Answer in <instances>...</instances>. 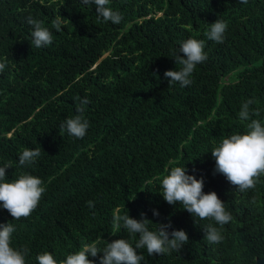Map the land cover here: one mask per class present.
Listing matches in <instances>:
<instances>
[{"label":"trees","instance_id":"1","mask_svg":"<svg viewBox=\"0 0 264 264\" xmlns=\"http://www.w3.org/2000/svg\"><path fill=\"white\" fill-rule=\"evenodd\" d=\"M119 24L97 18L81 0H0V167L6 181L28 173L46 191L28 218L13 220L0 206V224L12 223L11 246L27 248L26 264L51 253L58 261L95 243L138 234L114 224L115 215L171 222L189 241L181 251L143 255L140 264H255L264 259V176L241 192L215 173L211 155L222 139L245 134L252 119L264 124V0H110ZM52 32L53 42L31 44L27 17ZM62 17L61 30L53 20ZM217 19L227 24L223 43L207 38ZM189 38L204 41L206 61L192 83L169 87L167 70H179L173 53ZM87 98L83 113L79 100ZM249 120L239 117L247 100ZM259 115H256V113ZM89 123L83 139L61 131L67 118ZM41 149L21 166L25 149ZM203 177L205 193L216 192L232 220L220 226L169 205L161 181L172 167ZM88 201L94 203L89 208ZM153 210L159 216L153 215ZM217 227L219 243L204 239ZM172 229H169L171 231ZM99 253L95 259L99 264Z\"/></svg>","mask_w":264,"mask_h":264},{"label":"clouds","instance_id":"2","mask_svg":"<svg viewBox=\"0 0 264 264\" xmlns=\"http://www.w3.org/2000/svg\"><path fill=\"white\" fill-rule=\"evenodd\" d=\"M110 0H81L84 5H94L98 19L104 22L119 24L122 16L108 7ZM241 4H246L248 0H239ZM27 24L31 26V44L36 48H41L53 42L52 32L42 26L39 20L27 17ZM62 17L53 20V27L56 31L61 30ZM227 24L223 20L217 19L210 24L206 32L207 38L216 43H223ZM174 60L181 67L179 70H167L164 73L165 79L169 82V87L179 83L182 87H187L192 83V76L196 66L207 59L204 51V41L189 38L182 41L179 48L173 53ZM6 67L5 62H0V73ZM79 100L77 111L83 113L84 105L89 103L85 97ZM253 100L249 99L242 104L239 117L243 121H248L249 105ZM256 115H259L257 112ZM89 123L81 115L67 118L60 125V130L67 131L69 136L76 139H83L87 133ZM248 131L245 134H233L222 139L218 146L214 147L211 155L215 160V173L225 176L227 181L241 192L252 189L256 186L259 178L264 176V124L261 121L252 119L247 124ZM41 149L25 148L19 155L21 166L31 165L40 156ZM10 165L0 167V206L7 210L13 220L28 218L38 207L39 202L45 193L43 181L34 175L22 173L17 179L6 181V169ZM161 192L164 201L169 205H181L193 217L201 220L210 219L221 227L232 220L231 214L226 211L225 203L221 201L216 192L205 193L204 179H197L194 175L187 174L185 167H172L168 174L164 175L161 181ZM89 208L94 207L92 201H88ZM154 216H159V212L153 210ZM123 222V229L129 234H138L139 239L133 247L126 239H117L107 242L101 250L95 243L85 244L81 250L67 255L66 259L59 261V264H96L95 259L99 253V264H140L144 260L143 255L137 254V249H146L149 256L170 254L172 251H181L182 247L189 241V237L184 230L172 229L171 222L156 223L157 230L151 231L148 223L151 220L141 214V219L131 218L128 214L124 216L115 215L114 224L119 229ZM169 229H172L169 231ZM204 239L209 243H219L223 237L217 227L208 225L204 228ZM15 232L12 223L0 224V264H26V256L29 250L25 247L16 249L11 246V238ZM38 264H58V261L49 252L37 255Z\"/></svg>","mask_w":264,"mask_h":264},{"label":"water","instance_id":"3","mask_svg":"<svg viewBox=\"0 0 264 264\" xmlns=\"http://www.w3.org/2000/svg\"><path fill=\"white\" fill-rule=\"evenodd\" d=\"M255 264H264V259H257Z\"/></svg>","mask_w":264,"mask_h":264}]
</instances>
